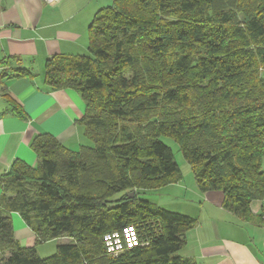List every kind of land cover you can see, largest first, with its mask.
Instances as JSON below:
<instances>
[{
    "label": "trees",
    "instance_id": "16d2710c",
    "mask_svg": "<svg viewBox=\"0 0 264 264\" xmlns=\"http://www.w3.org/2000/svg\"><path fill=\"white\" fill-rule=\"evenodd\" d=\"M87 50L48 58L43 82L80 94L91 145L39 133L36 164L15 159L0 175V264H196L179 251L197 219L137 196L182 180L161 137L178 144L199 191H221L223 208L263 224L264 0H112L88 26ZM1 62L2 78L31 76ZM14 212L35 244L70 241L39 257L15 237ZM128 226L147 245L107 254L105 234Z\"/></svg>",
    "mask_w": 264,
    "mask_h": 264
},
{
    "label": "crops",
    "instance_id": "0c3cea01",
    "mask_svg": "<svg viewBox=\"0 0 264 264\" xmlns=\"http://www.w3.org/2000/svg\"><path fill=\"white\" fill-rule=\"evenodd\" d=\"M94 3L0 0V60L8 62L9 74L17 69L31 74L0 77V175L15 159L36 164L30 147L36 134L49 133L75 150L82 145L83 127L77 121L85 104L80 94L70 88L50 89L43 82V72L45 61L54 55L88 52V26L100 9ZM3 89L22 105L27 118L7 112ZM222 199L218 190L193 192L187 200L189 210L182 213L197 219V224L185 232L179 254L196 264H264V221H243L223 208ZM250 209L259 214L261 202L253 200ZM18 216L11 213L15 237L31 246L35 236Z\"/></svg>",
    "mask_w": 264,
    "mask_h": 264
},
{
    "label": "rangeland",
    "instance_id": "374dc122",
    "mask_svg": "<svg viewBox=\"0 0 264 264\" xmlns=\"http://www.w3.org/2000/svg\"><path fill=\"white\" fill-rule=\"evenodd\" d=\"M97 10L99 8L108 6L111 4L112 0H94ZM83 54H88L85 52ZM166 145H168L173 152L174 160L177 163L180 173L182 175V180L174 184H168L161 188L149 189L139 191L137 196L142 200H146L152 203L157 204L159 207L166 209L172 212H178L183 214L186 207H188L187 200L193 196V192L198 191L193 172L190 165L184 159L181 151L179 150L178 144L169 137L160 138ZM81 144L91 145V142L85 138ZM262 169H264V158L262 160ZM134 193V192H133ZM120 193L117 194L119 196ZM20 217V216H18ZM15 223V219H12ZM70 241L66 236H60L58 238L45 241L42 243L35 244V241L32 245L35 246L36 253L39 257L45 258L52 255L55 252L56 245L59 243Z\"/></svg>",
    "mask_w": 264,
    "mask_h": 264
},
{
    "label": "built area",
    "instance_id": "2783aa9c",
    "mask_svg": "<svg viewBox=\"0 0 264 264\" xmlns=\"http://www.w3.org/2000/svg\"><path fill=\"white\" fill-rule=\"evenodd\" d=\"M48 2L54 0H46ZM2 69V62L0 60V70ZM146 238H142L139 234V230L135 226H128L124 228L122 233L111 232L104 236V242L106 247V253L109 255L117 256L124 248H132L135 246L147 245Z\"/></svg>",
    "mask_w": 264,
    "mask_h": 264
},
{
    "label": "water",
    "instance_id": "95a60500",
    "mask_svg": "<svg viewBox=\"0 0 264 264\" xmlns=\"http://www.w3.org/2000/svg\"><path fill=\"white\" fill-rule=\"evenodd\" d=\"M133 196H134V193H133V192H131V193H130V197H133Z\"/></svg>",
    "mask_w": 264,
    "mask_h": 264
}]
</instances>
